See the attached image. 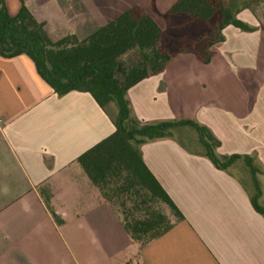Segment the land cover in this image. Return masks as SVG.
Instances as JSON below:
<instances>
[{"label": "crops", "instance_id": "0c3cea01", "mask_svg": "<svg viewBox=\"0 0 264 264\" xmlns=\"http://www.w3.org/2000/svg\"><path fill=\"white\" fill-rule=\"evenodd\" d=\"M4 1L17 14L20 0ZM175 1L23 0L52 40L84 39L135 5L163 30L161 21L185 20L166 16ZM237 17L256 26L249 12ZM186 28L195 31L193 39L206 30L198 23ZM222 34L208 62L188 50L177 53L127 96L143 122L193 119L220 141L219 154L252 156L264 206V30L227 25ZM114 116L87 91L55 94L26 54L0 55V264H59L69 242L79 253L88 245L91 264H264V217L251 204L248 169L241 171L250 188L190 140L140 145L184 219L148 243L133 241L76 160L114 131Z\"/></svg>", "mask_w": 264, "mask_h": 264}, {"label": "trees", "instance_id": "16d2710c", "mask_svg": "<svg viewBox=\"0 0 264 264\" xmlns=\"http://www.w3.org/2000/svg\"><path fill=\"white\" fill-rule=\"evenodd\" d=\"M20 2L17 14L10 15L5 1L0 0V55L26 54L40 77L58 96L74 90L87 91L104 110L109 104L113 105L114 131L76 160L133 241L148 243L184 219L145 165L140 152V145L146 141L166 137L179 142L191 139L185 134L182 137L181 130L192 133L194 145L201 148L200 155L218 169L232 172L239 164L248 169L254 188L250 201L254 210L264 217V206L259 203L258 169L252 156L219 154L220 141L207 126L193 119L143 122L135 116L127 96L131 86L163 71L173 56L192 48L193 44L200 45L203 40V47L193 53L208 62L209 47L224 40L222 29L227 25L246 32L264 30L262 24L252 26L237 17L241 9L249 6L239 7L236 0H176L166 16L183 15L185 18L177 24L179 31L185 30L178 39L174 36L165 40L159 25L135 5L84 39L69 34L52 40L44 23L33 16L23 0ZM250 10L254 14V10ZM191 23H198L206 29L204 32H214L216 37L205 39L201 34L191 38L195 31H186V25Z\"/></svg>", "mask_w": 264, "mask_h": 264}, {"label": "rangeland", "instance_id": "374dc122", "mask_svg": "<svg viewBox=\"0 0 264 264\" xmlns=\"http://www.w3.org/2000/svg\"><path fill=\"white\" fill-rule=\"evenodd\" d=\"M236 4L239 7H242L244 5L249 6V8L241 9L239 12L240 13H243V12L244 13L245 12L248 13L249 12L250 14H252L254 19H255V24H256L257 27H259L261 24L264 25V0H236ZM250 8H252L254 10V14L251 12ZM160 23H161V25L164 26L163 32L165 33V40H169V37H170V39H173L174 36L176 37V39L180 38V37L176 36V34L179 31V27L177 26V24H174L171 21L170 22L169 21H161ZM176 30H178V31H176ZM179 33H180V31H179ZM203 37L205 39H208V38L212 39V38L216 37V34L214 32H209V30H207V32L204 33ZM197 41L198 40H196L195 42H197ZM191 46H192V48L188 47V49H187L190 53H193L195 51L197 53V50L202 48V45H197L198 48H195V49H194V47H197L196 45L193 44ZM175 47L176 46H174L173 48H175ZM192 49H194V51ZM106 108H107V110L109 112L112 111V110L114 112V107H113L112 104H109ZM188 133H189V135L192 134L190 132H188ZM182 137H185V135L183 134ZM191 139H187V140L195 142L194 141L195 140L194 137H193L192 140ZM242 168H243V165L239 164V165H236V167L232 168L231 171L235 175H238L239 177L244 178V181L247 182V184L249 185V188H250L251 183H250L249 180H247L245 177H243L244 173L241 171ZM251 192L252 193L254 192V188L253 187L251 189ZM68 245H69V246H67L68 254L65 256L64 259H62L60 261L59 264H73V262L75 264H91V262L94 260V258H95L94 252L92 253V255H90L87 252V250H85V248H89L88 245H85V244L82 245L81 246L82 250H81L80 253L78 252V249H79L78 246L74 245L72 242H69ZM81 253L83 255H81ZM74 257H76L75 260H74Z\"/></svg>", "mask_w": 264, "mask_h": 264}]
</instances>
